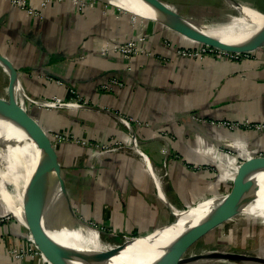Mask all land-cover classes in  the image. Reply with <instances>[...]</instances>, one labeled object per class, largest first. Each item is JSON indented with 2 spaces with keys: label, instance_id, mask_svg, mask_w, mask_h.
<instances>
[{
  "label": "crops",
  "instance_id": "1",
  "mask_svg": "<svg viewBox=\"0 0 264 264\" xmlns=\"http://www.w3.org/2000/svg\"><path fill=\"white\" fill-rule=\"evenodd\" d=\"M26 3L39 16L0 0V53L16 69L28 97L78 99L88 105L46 107L24 100L49 136L63 132L85 142H51L78 218L75 229L96 224L107 241L120 243L124 235L151 234L166 226L176 210L264 180V160L247 168L238 162L251 160L264 148V130L230 131L192 117L264 121V47L241 61L181 58L174 48L189 46L192 39L112 2L86 0L82 9L72 0ZM131 36H144L139 45L145 51L129 59L112 44ZM111 77L122 85L102 89L101 83ZM9 81L0 65L1 97L8 96L3 87ZM105 109L130 120L142 154L129 144L130 129ZM116 141L122 148L90 158L95 144ZM221 144L233 153L219 155ZM212 161L218 176L208 167ZM7 194H13V184ZM5 204L0 192V264H56L43 253L12 255L14 249L38 245L30 228ZM207 233L189 254L223 249L264 256V232L253 244L243 237L240 242L246 244L237 249L228 245L236 243L229 230L227 236ZM237 263L221 259L190 264Z\"/></svg>",
  "mask_w": 264,
  "mask_h": 264
},
{
  "label": "bare ground",
  "instance_id": "2",
  "mask_svg": "<svg viewBox=\"0 0 264 264\" xmlns=\"http://www.w3.org/2000/svg\"><path fill=\"white\" fill-rule=\"evenodd\" d=\"M115 3L118 7L126 9L137 16L161 21L171 28L184 29L187 24L173 18L149 5L143 0H102ZM230 1L238 15L224 20L222 25H205L201 20H194V27L214 37L230 43H246L257 39L264 34V14L256 9L242 6L236 0ZM170 7L174 9L171 5ZM234 15V14H233ZM133 16V15H132ZM192 26V27H193ZM0 65L12 79L8 93H12V100L4 103L0 97V129L11 127L13 117L24 115L26 110L24 100L26 95L17 72L10 70L0 61ZM4 93V92H3ZM12 157L13 165V194H7L8 184L0 172V192L12 212L23 224L31 226L34 230L44 233L41 217L55 204L54 199L59 197L58 184L47 171L44 160L38 155L35 145L26 142L13 131L0 133V156L8 159ZM3 163V161H2ZM1 167V165H0ZM264 180L259 181V196L243 210L250 217L258 218L264 224ZM62 197V196H60ZM226 195H214L205 201H199L195 206L179 211L177 223L174 226L158 228L146 238L141 240L136 249L125 256L126 264H182L184 246L175 247L171 254L165 258L172 247L171 237L181 230L199 223L216 214ZM39 203V204H38ZM5 204V205H6ZM39 209V214L37 213ZM246 215V216H247ZM61 231L52 234L54 238L64 243L73 264H112L118 256L114 254L119 247L104 243L96 228L81 225L78 229L72 227L66 200L62 197L60 205ZM88 228V233H87ZM141 238V237H139ZM137 240L138 238H132ZM129 239L127 242L131 241ZM69 256V257H70ZM214 262V261H213ZM255 262V261H253ZM258 264V263H255Z\"/></svg>",
  "mask_w": 264,
  "mask_h": 264
},
{
  "label": "water",
  "instance_id": "3",
  "mask_svg": "<svg viewBox=\"0 0 264 264\" xmlns=\"http://www.w3.org/2000/svg\"><path fill=\"white\" fill-rule=\"evenodd\" d=\"M143 1L147 5L165 14L173 18H176L182 22H185L187 26H185L184 29L180 30L176 28H171V26L159 21L164 25L168 26L169 28L177 31L178 33L192 39L194 42L206 43L233 51H252L264 45V34L258 37L257 39L246 43H238V44L230 43L227 41H223L220 38L214 37L200 29L195 28L193 26L194 23L190 17L179 13L175 9H172L170 7V5L172 4H170L165 0H143ZM254 9L264 14V11L256 7H254ZM0 61L6 64V66L10 70L17 72L16 69L10 63V61L6 59L1 53H0ZM10 80L12 84L13 81L11 78ZM11 96L12 93L10 92L8 93L7 97H1V96L0 97L4 101V103L7 104L11 102L12 100ZM12 124L13 125L9 128L0 129V133L5 132L6 129L11 130L14 132V134L21 136L23 140H25L26 142H32L36 147L38 155L44 160L47 171L50 172L54 181L58 184L60 191L59 197L57 198L56 196V199H54L55 204H53V206L42 216L44 233L36 231L31 226H28L27 224L26 225L33 232L34 240L38 245L37 248L40 250L41 253L45 254L47 257L50 258V260L54 261L56 264H73L70 260V257L67 253L64 243L54 238L51 234L55 231H61L62 228V222L60 217V205L62 202V197L63 199L66 200L72 227H73V222H75L78 218L74 213L69 196L67 194L66 186H65V177L62 173L61 166L52 148L49 135L44 131L41 125L35 121V119L27 110L24 111V115L20 114L19 116L13 117ZM262 160H264V158L253 157L251 160H247L243 162L242 166L247 168ZM262 184L264 185V182ZM259 189H260V185L255 182L249 186L225 193L224 194L226 195L225 201L223 202L220 210L216 214L199 223H196L181 230L179 233L171 237L170 240L172 247L165 256V258L171 254L172 250L175 247L184 246V250L182 252V259H181L182 264H190L192 262L205 261V260L209 261V260H221V259L231 260L245 264H251V263L264 264V256L246 254L236 251H227L223 249H212L201 253H191V254L185 253L187 248L198 238L204 235L208 230L213 228L215 225L221 223L222 221L232 218L240 211H242L248 204L253 202L259 196ZM176 223H177V219L175 218L167 225L174 226ZM85 225L92 227L88 223L87 224L85 223ZM146 235L148 234L132 237V238H138L137 240H133L132 238H130L132 240L129 242H127L129 240L128 239L120 243H114L115 246L119 247V249H117V252L114 254L115 256L118 257L112 262V264H126L125 256L127 254H132L131 252H133L136 249L137 245L141 240L146 238Z\"/></svg>",
  "mask_w": 264,
  "mask_h": 264
},
{
  "label": "built area",
  "instance_id": "4",
  "mask_svg": "<svg viewBox=\"0 0 264 264\" xmlns=\"http://www.w3.org/2000/svg\"><path fill=\"white\" fill-rule=\"evenodd\" d=\"M14 4L20 5L22 8H25L26 11L32 15H38L39 12L38 9H36L34 6L29 5L26 3V0H11ZM75 4L79 5V9H82L86 5V0H72ZM144 36H139L138 38H135L134 36H131L127 38L124 41L116 42L112 44V48L114 51H116L118 54L127 57L132 58L134 55L138 53H142L143 48L139 45V41H143ZM174 53L181 58H188V59H198L200 57H211L214 59H228L231 61H241L242 59H245L250 56L251 51H233V50H227L223 49L214 45L206 44V43H200V42H194L189 46H180L174 48ZM112 85H122V82L118 80L116 77H111L108 80L101 83L102 89H109L112 87ZM27 99L37 106H46V107H62V106H74V107H86L88 106L87 103L80 101L78 99H75L74 101L64 100V99H58L55 96L51 98H34V97H28ZM106 111L113 113L116 115L129 129L131 132V139L129 141V144L133 146L137 151H139L142 154V151L138 147L137 144V137L134 134L132 125L130 123V120L120 114L115 113L114 111H111L109 109H105ZM194 120L199 121L201 123H210L212 125H215L217 127L226 128L230 131L236 130V129H251L254 131H263L264 130V121H253L249 120L247 118L243 120H233L228 118H220V119H212L205 116L194 114L192 115ZM50 142H60L64 140H72L75 142L85 143L84 141H80L78 139H75L71 137V135H67L63 132H54L51 136H49ZM116 148H122L121 142H114V143H107V144H95L94 149H91L89 155L91 157H95L98 159V157L104 155L108 151L115 150ZM217 151L219 152V155L223 154H232L233 150L227 147L224 144L218 145ZM223 153V154H222ZM254 158H264V148L258 150L254 154ZM166 161H164L165 163ZM240 164L245 162V160H238ZM92 163L91 165H93ZM208 167L212 170L214 173V176H218L219 170L216 165V163L209 162ZM93 228L96 224L91 225ZM124 240H128L132 238L133 236L130 235H124ZM111 245H115L114 243H110ZM40 254V250L38 248L33 247H26V248H17L12 251V255L15 258L23 257L27 254ZM239 264V263H237ZM245 264V263H241ZM254 264V263H251Z\"/></svg>",
  "mask_w": 264,
  "mask_h": 264
},
{
  "label": "rangeland",
  "instance_id": "5",
  "mask_svg": "<svg viewBox=\"0 0 264 264\" xmlns=\"http://www.w3.org/2000/svg\"><path fill=\"white\" fill-rule=\"evenodd\" d=\"M165 1L172 4L171 6L175 10H177L179 13L184 14L197 21L201 20V22L205 25H214V24L222 25L224 23V20L228 18H233L238 15L237 11L232 7V5L227 0H165ZM236 1L240 2V4L242 3L241 4L242 6H247L253 9L254 7H256L264 11V0H236ZM113 4L116 7H118L115 3ZM118 8H121V7H118ZM133 16H137V15L133 14ZM260 47H264V45ZM9 87H10V81L8 83V86L3 87V88L4 90H6V92H8ZM25 107L27 109V102H25ZM8 159L12 164L13 159L10 155ZM8 159L6 157L0 156V165H1L0 172L2 176L6 178L5 179L6 183L8 185H12L13 180L11 176L9 175L10 173L8 172V166H9ZM179 211H182V210L175 211L176 219H179L178 213H177ZM37 213L39 214V209H37ZM246 215L247 214L245 213L244 210L240 211L238 214H236L232 218L224 220L221 223L215 225L213 228L208 230V233L205 236L215 235V234L224 233V232H225L224 234L227 236V231L229 230V232L231 233L230 235L234 237V241H236V243L232 241V244H231V242L229 241L228 245L230 247H235L234 249L241 248L242 247L241 245L246 244L245 242H240V240H242L243 237H245V240L246 238L250 239L249 241L250 244L256 243L259 238L258 235L264 232V226L259 225L258 221L260 220L258 218H257L258 220L257 223H254V221L252 220V216L249 217L248 215L247 216ZM39 216L41 217L40 214ZM237 221H239L240 224L236 223ZM89 224L93 225L92 223H89ZM74 226H77L76 222H73V227ZM95 228L99 231L102 242L109 243L110 241L106 240V235L101 232L100 227L95 226ZM88 231L89 230L87 228V233ZM226 236L224 237V239H225V243L227 244ZM262 237H264V235H262ZM121 239H122V242L125 241L122 237ZM199 241L193 242L187 248L185 253H189V251L195 249L197 245L200 246L201 243Z\"/></svg>",
  "mask_w": 264,
  "mask_h": 264
}]
</instances>
